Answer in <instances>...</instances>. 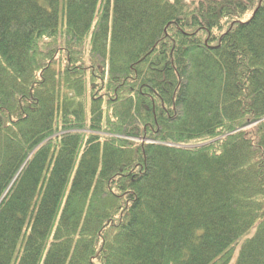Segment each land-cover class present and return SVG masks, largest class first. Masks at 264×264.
Returning a JSON list of instances; mask_svg holds the SVG:
<instances>
[{"label": "trees", "instance_id": "obj_1", "mask_svg": "<svg viewBox=\"0 0 264 264\" xmlns=\"http://www.w3.org/2000/svg\"><path fill=\"white\" fill-rule=\"evenodd\" d=\"M0 264H264V0H0Z\"/></svg>", "mask_w": 264, "mask_h": 264}, {"label": "rangeland", "instance_id": "obj_2", "mask_svg": "<svg viewBox=\"0 0 264 264\" xmlns=\"http://www.w3.org/2000/svg\"><path fill=\"white\" fill-rule=\"evenodd\" d=\"M193 1H198V0H188V2H193ZM249 14H247L246 16H243V18L242 19H248L249 18ZM92 39H91V35L90 36H88L87 37V39L85 40V44H84V46H82L83 48L84 47H86V50H88V53L87 54H92L91 53V50H92ZM97 48H99V49H101V47L99 46V43L97 44ZM107 49V48H106ZM108 63V62H107ZM105 64V66L107 65L108 66V64ZM101 66H103L102 64H100ZM87 88H88V86H87ZM88 94H86V96H87ZM85 96V99H83V103H84V112H83V115L84 116H86V120H88L89 118H90V116H92V115H90V111H89V105H90V102H91V100L92 99H90V97H89V95L86 97ZM80 98H78V100H79ZM74 100H77V97H75L74 98ZM256 124H254L253 126H250V127H247L246 128V130L248 131V132H250V131H252V130H254L255 129V126ZM85 130V129H84ZM83 130V131H84ZM236 255H237V252L235 253V255H234V258H233V260H235V258H236Z\"/></svg>", "mask_w": 264, "mask_h": 264}]
</instances>
